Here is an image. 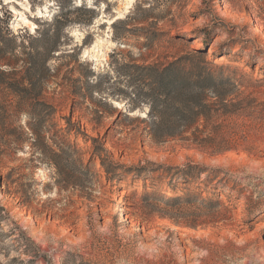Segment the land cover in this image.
I'll return each instance as SVG.
<instances>
[{"label":"rangeland","instance_id":"374dc122","mask_svg":"<svg viewBox=\"0 0 264 264\" xmlns=\"http://www.w3.org/2000/svg\"><path fill=\"white\" fill-rule=\"evenodd\" d=\"M0 54L49 69L41 127L0 89V264H264V0H0ZM196 54L195 121L127 95Z\"/></svg>","mask_w":264,"mask_h":264},{"label":"trees","instance_id":"16d2710c","mask_svg":"<svg viewBox=\"0 0 264 264\" xmlns=\"http://www.w3.org/2000/svg\"><path fill=\"white\" fill-rule=\"evenodd\" d=\"M98 1L99 0H96V2ZM71 4L73 5L74 3L71 1ZM76 10H85L92 14L95 12L93 8L87 7L85 4L77 7ZM66 15L67 13L65 12L61 14V16L64 17H66ZM58 17L59 15L55 16L51 21L58 22ZM56 34L58 38L59 33ZM29 37H31V35ZM210 45L211 44L206 42L205 47ZM5 55L6 54H0V89L1 91L2 89L11 91L18 96V108L20 111H27L30 116L32 112L33 114H38L37 118L40 123H38L37 126L41 127L44 117L38 112L34 101L40 99L43 94V88L40 84L41 81L47 77L46 74L49 72V69L45 66V62L48 58L44 59L42 68H40L37 61H34L32 58L30 66L25 70V76L22 82H13L7 78L9 74L2 69ZM196 56L197 58L194 56H183L161 70L155 67L146 68L145 73L150 81L148 83L149 90L147 92L142 90L138 92V96L135 97L131 94L127 95L132 100H136L138 97V99L149 103L151 114L161 112L167 113L168 111L173 113L178 112L179 116L184 121H195V116L199 114L195 111V107L198 105L197 99L201 97V95H196V93H202L207 88L214 87L216 84H224L227 81L224 80L221 75H217L214 72V68L217 67V65L208 61L206 59V54H196ZM190 61L193 63L188 65ZM138 70L141 72L144 71ZM94 77L96 78L95 81L89 80V84H92V87L99 83L100 76L95 75L93 69L90 68L88 70V78ZM101 163L104 165L103 161Z\"/></svg>","mask_w":264,"mask_h":264},{"label":"bare ground","instance_id":"6f19581e","mask_svg":"<svg viewBox=\"0 0 264 264\" xmlns=\"http://www.w3.org/2000/svg\"><path fill=\"white\" fill-rule=\"evenodd\" d=\"M80 1H82V0H80ZM78 2H79V1H78ZM128 2H129V4H130L131 2H133V0H128ZM12 8H13L14 12L16 13V15H18V16L21 15V16H22V18H20V21H21L22 23H26V24H28V25L30 26V28L34 31L35 28H36L35 23L30 22V21H28L27 19L24 18V12H32L31 8H29V5H27V4L25 5V4H23L22 11H20V12H19L15 7H12ZM37 15L40 16V14H37ZM40 17H41V16H40ZM20 24H21V23H20ZM101 43H103V40L98 39V40L94 43L92 49L89 50L87 53H88V54H95V52H96L97 54H102V53L100 52V49H99Z\"/></svg>","mask_w":264,"mask_h":264}]
</instances>
